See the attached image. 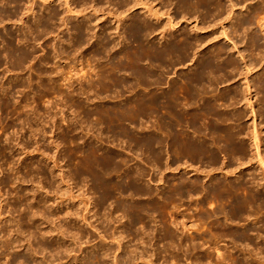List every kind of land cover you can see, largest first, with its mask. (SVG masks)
<instances>
[{
    "label": "rangeland",
    "instance_id": "obj_1",
    "mask_svg": "<svg viewBox=\"0 0 264 264\" xmlns=\"http://www.w3.org/2000/svg\"><path fill=\"white\" fill-rule=\"evenodd\" d=\"M133 1L127 5L124 0H0V264H114V256L112 259L105 256L110 251L115 252L118 264H264V241L256 240L258 225L254 224V218L246 220V215L227 203L225 196H210L203 202L202 195L193 194L173 196L170 202L163 200L170 186L194 178L206 183L205 174L215 170L206 162L193 160V163L171 154L168 159L172 167L164 173L162 163L167 158L161 126L157 127L161 110L158 112L160 108L154 105L151 109L153 106L147 107L159 99L155 97L165 86L158 85L165 81V76L161 77L162 69L158 71L159 68L147 65V57L152 56L150 47L161 49L165 44L163 36L169 37L185 28L195 34L194 25L196 27L200 20L176 16L174 3L166 5L160 0H145L148 6L145 7L139 0ZM257 2L236 0L235 16H248ZM152 7L160 11L158 21L149 15L148 9ZM263 14L257 16L250 32L260 37V43L264 42V33L256 22L264 18ZM137 17L163 30L149 35L146 41L147 37L133 40L134 36L129 37L131 33L125 27ZM225 18L211 19L212 27L206 33L195 35L210 40L207 48L223 45L229 49L226 56H234L233 59L239 61L238 49H235L240 42L219 37L222 28H230ZM170 21L176 25L174 29H170ZM240 33L242 31L237 37L242 36ZM233 48L235 53L231 51ZM138 53L146 57L136 55ZM135 59L142 64L140 67ZM185 65L177 66V71L170 68L166 82L180 73L183 78L187 76L192 68L190 64ZM152 69L156 71L147 79L152 85L147 86L146 78L141 80L138 71ZM120 80L124 81L122 85ZM140 80L145 81V85L142 86L144 83ZM238 80L242 78L224 80L220 85L219 79L216 90L223 91L234 84L239 86ZM140 92L144 94L141 96L143 105L136 102L140 101L136 98ZM149 93L155 95V100L147 97ZM149 96L151 98V94ZM249 98L255 103L254 93ZM135 102L132 112L130 106ZM138 104L147 109L143 107L145 111H142ZM240 106L238 109L245 108ZM248 121L249 118L241 121L246 123L244 127L251 126ZM243 145L252 153L247 136ZM220 159L221 163L226 162L225 157ZM178 164L181 168L175 169ZM247 168L252 170L247 172ZM198 170L201 175L196 173ZM240 171L248 177L245 174L260 170L257 166L245 165L237 169V176ZM211 175L233 181L219 171ZM136 176L141 179L136 180ZM100 182L112 184H105V199ZM149 193L158 196L157 204H147L151 220L155 222L141 220V223L137 217L130 214V218L124 213L121 201L125 204L146 201ZM113 211L115 220L110 222L108 215ZM120 224L127 225L123 229L126 237L123 236L122 248L107 238ZM245 227L247 231L250 228L252 241L244 233ZM242 233L244 239L240 236ZM141 238H144L142 242ZM180 238H183L182 245ZM217 243L225 249H221V253L226 257L218 259L213 250ZM100 245L103 252L98 250ZM131 251L139 257L143 251L146 255L148 252L155 255L149 258L151 262L147 257L134 262L129 260L135 255H131ZM200 251H205L206 257L198 255ZM107 258L110 260L103 262Z\"/></svg>",
    "mask_w": 264,
    "mask_h": 264
},
{
    "label": "bare ground",
    "instance_id": "obj_2",
    "mask_svg": "<svg viewBox=\"0 0 264 264\" xmlns=\"http://www.w3.org/2000/svg\"><path fill=\"white\" fill-rule=\"evenodd\" d=\"M139 1L143 6L148 7L147 4L145 3V0H139ZM161 1H162V3L164 2L166 5H170V4L174 3L173 5H175L174 6L175 8H174L173 13H175L176 16H179L182 19L183 18L189 19L192 17H195L196 19L199 18V20H200L198 22L199 24L196 27L194 25L193 30H194L195 34H198V33L200 34L203 31L205 32L206 30H209V28L212 27V26H210L211 23L209 24V22L212 21L211 19H216V18H219L222 16H226V18L224 20L229 22L230 28H228L227 30H226V27L222 28V31H220L221 36H219V37L227 39L228 41H231L233 39V40H236L237 43L240 42V46H238V47H236V46L239 44H237L235 42V45H236L235 50L237 51V49H238L237 55L239 54V59H240L239 61H237V59L236 60L233 59V57H234L233 55L235 53L234 48L231 50L234 52V53H232L233 57L226 56L227 52H229V49L227 50V48L224 47L223 45H220L218 47L215 45L214 49L212 48V46L211 47L208 46V48H207L206 45L209 43L210 40L208 41L206 36H203V35L200 36L201 34L197 35V36L194 33L192 34L193 31H190V30L188 31L187 28H185L184 30L182 29V31L180 30L181 31L180 34H179L180 31L177 33L174 32L172 34L170 31L171 35L169 37L167 36V34H166L167 37L163 36L165 39L164 40L165 44L162 46L161 49L158 48L159 46L157 47L158 50L150 47L152 56L147 57V63H148L147 65L149 67L152 66L153 69H154V67L159 68V69H156L158 71L160 69H162V70H160L161 75H162L161 77H164V76L166 77L170 72V68H172V70H175V68L177 66L178 67L182 66V65L186 66L185 64H190L191 68H192V69H190V73L187 74V76H184V78H183V76L182 77L180 76L181 73L180 74L177 73L178 75L175 77L176 79L174 78V79H172V81H170L167 78V80H169L170 82H166L165 77H164L165 81L164 80L161 81V82L164 81V83H160V81H159L160 84L157 83L158 85H161V84H162V86L165 85L164 87H162L163 88L162 90L157 85L158 86L157 91L161 90V94L158 95V97H155V99L156 98H159V99H157V100L153 99L154 94L152 95V93H149V94H151V98H150L149 94H146L149 99H151V100L153 99V100H155V102L153 104L152 103L148 104V103H146L147 101H145L144 102L145 105L148 104L147 107H149V105L150 106L154 105L156 108L159 107L160 109L157 108L158 112H159V110H161L159 114H162V116L160 118L161 120L159 119L160 124H157V127H159L158 125L161 126V127H159V129H161L162 135H163L161 141H163V147H164L163 151H164L165 157L167 158V159H164L165 162L162 163L163 164L162 170L164 171V173L166 171H170L172 164H171V161L168 159V155H171V154L173 155V157L174 156L175 157H182L181 160L184 158H187V159L191 160V162H193V160H195V161L199 160L200 162H206L207 164L210 165V168H212V167L215 168V170L212 169V170H210V172L206 173L205 178L203 177L204 181H205V179H208V182L203 183L201 180L196 179V178H194L193 180L190 179L191 181L188 180V182L186 180L180 181L179 184L169 187L168 196H164L163 200H165L166 202H170L171 200H173V196L177 195L180 197H187L186 195H188V194L192 195L193 194L194 196L195 195L196 196L202 195L201 196L202 198L201 197L200 198H201V202H203V200L205 201L210 196L218 195V196H221V198L223 196H225L227 203H229L232 206L234 205L233 208L235 206L237 209L239 208V210L241 211V215L242 214L246 215L245 216L246 220L254 218L252 220L253 221L255 220L254 221L255 223L254 222L253 223L256 226L258 225L257 226L258 229L255 228V229H257L256 230L257 233L255 236L256 240L258 239L260 242H263L264 241V235H263L264 234L263 233L264 232V42L260 43V37L256 34H250V32L253 30L251 28V26L253 24H255V21L258 20L257 16L264 13V0H258V2L254 5L251 13L250 14L248 13L249 14L248 16L242 15L243 18H241L240 16H235V12L233 11V9L236 8V4H235L236 0H227V1L226 0H160V2ZM133 2H135V1L124 0V4H127V5L130 3L132 4ZM243 2H246V0H243ZM69 5H70V3H69ZM134 6H138V5L134 4ZM243 8H245V6ZM148 12H149V15H151L153 17V20L154 19L156 21L159 20V17H160L159 12L160 11L158 12V11L154 10L152 7L150 9H148ZM151 16H149V17L151 18ZM170 19H172V18H170ZM127 20H129V19H127ZM190 20L192 21L193 19H190ZM156 21H154V22H156ZM119 22H122V21L120 20ZM256 23L260 26L262 33H264V18H261ZM168 24L170 25V29H174V27H176V25L175 26L172 25V24H174V23H172V21H170ZM125 28L129 31L128 33H131V34H129V37L132 38V36H134L133 37L134 39L132 38L133 40H135V37L138 39L147 37L146 39L144 38L146 41V40H148L149 35H151L153 33H157V31L161 27L159 28L158 25L150 24L145 18L140 19L137 17V19H135L134 21H131L128 24V26H126ZM126 29H125V31H127ZM164 31L166 32L165 29H164ZM241 31H242V34L241 33L240 34L242 36H239L240 37L239 38V37H237L238 36L237 34ZM126 34H127V32H126ZM127 37H128V35H127ZM124 38H126V37H124ZM263 38H264V35H263ZM128 39L126 38L125 40L128 41ZM149 39H150V37H149ZM238 39H240V40H238ZM126 41H125V43H126ZM138 42H139V44H142L141 41H138ZM142 45H144V44H142ZM142 45H141V47H142ZM151 46H153V45H151ZM204 46L206 47V49L205 50L202 49V52H199V50L201 48H203ZM241 46H242V48L239 49V47H241ZM143 47H145V45ZM153 47H155V46H153ZM124 50H126V48ZM147 50H149V48ZM254 50L258 51V53H254ZM137 52H138V50H137ZM148 52H150V51H148ZM249 52H250V54H249ZM141 54H143L142 55L143 57L145 56L144 53H140V54L138 53L136 55L141 56ZM136 55H134V57H136ZM143 57H140V58H143ZM135 60H138V59H135ZM131 62L133 63V61H131ZM135 62H134V64H135ZM136 63H139L138 64L139 67L142 65V64H140L139 60ZM106 67H108V66H106ZM139 67H138V69H139ZM143 67L146 68L145 66H143ZM153 69L147 70V71L141 70L140 73L138 71V74H140L139 78H141V76H142L141 80L143 78H146L145 81L147 82V86L149 84L152 85V82L151 83H150V81L148 82L147 79L149 77H150L149 79H151V77L153 76L154 72L156 71V70L154 71ZM256 70L258 71V73L254 74V72ZM175 71H177V70H175ZM173 74H175V73H173ZM170 75H171V73H170ZM223 78L226 82H231L233 80L235 81L236 78H240V79L242 78L243 81L242 80H238V81H240V83L242 82L243 85L241 83V86H240V83H239V86H237L238 84H236V87H235V84H234L233 87L227 86L225 88V90H223L224 89L223 88L222 89L223 91L218 92L216 90L215 85L218 84L217 82L219 79H221V82H219V84L221 85V83L224 82ZM152 79H154V78H152ZM123 80H125V79H123ZM141 80H140V82L144 83V84H142V86L145 85V81L143 82ZM115 82L119 83V81L118 82L115 81ZM121 82L122 81L120 80V84H121ZM125 82L128 83L127 86H130L129 81L127 82V80H126ZM137 83H138V81H137ZM130 84H131V82H130ZM127 86H125V87H127ZM147 86H145V87H147ZM132 87H135V85ZM146 91H147V89H146ZM150 92L154 93V91H152V90ZM253 93H254V98L256 99L255 103L252 102L254 99L251 101V99L249 98ZM140 94H141V92H140ZM136 95H139V94H136ZM136 95H134V98ZM143 95L141 94V95H139L140 97L137 96L136 98L140 99V101H141V99H142L141 96L143 97ZM131 97L129 98V102L131 100ZM133 101H136V100H133ZM133 101H131V102H133ZM140 101H136V102L137 103L139 102L140 104H142L143 100L141 102ZM136 102L132 103L131 106L130 105H128V106H130V108L132 106L134 107V104H136ZM218 103H220V104H218ZM240 105H243V107H245V108L244 109H242V108L238 109V106H240ZM154 106L150 107L149 109L154 108ZM133 107L131 108L132 112H134ZM138 107L142 108V111H145L144 108H146V106L145 107L143 106L144 107L143 108L139 105ZM125 109H122V110H125ZM134 109H135V107H134ZM142 111H141V113H142ZM128 112H129V110H128ZM152 112H153V109H152ZM152 112L151 113L149 112V114H152ZM155 112H157V111H154V113ZM159 114H158V116H159ZM246 118H249L250 122H251L250 123L248 121V125H249V123L251 124L250 127L246 126L248 128L244 127L246 123L244 124V122H243V124H242V122H241V121L245 120ZM157 121H158V119H157ZM244 136H245V138L247 136L248 145H250V147L253 149L252 153H249L250 151H247L246 147L243 145V143L245 141ZM149 142L150 141H148V144H149ZM152 143H150V144L152 145ZM161 145H162V143H161ZM150 151H151V148H150ZM222 156L225 157L226 162H223L224 161L223 160L222 161L223 163H221L220 160H222V159H220V158ZM157 157H158V154H157ZM180 161L177 160L176 162H180ZM176 162H174V163L177 164ZM186 165H188V164H186ZM245 165L246 166L249 165L250 167L257 166L260 171H258L257 173L253 172L250 175H248L249 173L245 174L248 177L243 176V173H242L243 171H240V173H239L240 175L237 176L238 175V174H236L237 169L242 168ZM175 167H176L175 169H179V168H181V165L178 164ZM183 167H184V165H183ZM190 167H192V166H190ZM251 170H252L251 168L246 169L247 172H250ZM206 171H207V169H206ZM216 171H219L220 175H224L225 178L226 177L233 178V181H231L230 179H227V178L225 180H222V178H215L214 176L211 175V172L214 173ZM196 173L199 174L200 170L196 171ZM141 174H142V172H141ZM200 175H201V173H200ZM142 177H144V176H142ZM135 179L139 180L141 178L136 176ZM161 181H162V177H161L160 182ZM100 183H101L100 184V190L102 191V194H103L105 184L107 185L108 183H105V182H100ZM110 185H112V184H110ZM150 193H152V192H150ZM150 193L148 194V199L146 201H141V202L137 201V203H129L128 202L129 204H127V202L125 204V202L121 201V202H123V204L121 202H120V204L122 205L121 207H123L122 209H123L124 213L127 216H129L131 214L135 218L137 217L138 219H140L138 221H141V220L142 221L143 220L144 221H153V220H151L152 218H151L150 212L148 210L147 204L148 203L157 204L156 202L158 201L157 200L158 196L155 195V193L154 194H150ZM102 196H103V199H105L104 198L105 194H103ZM216 198H217V196H216ZM182 201H184V200H182ZM158 206H159V204H158ZM253 208H255V210H253ZM236 213H238V211ZM109 214L110 215L107 214L109 216L108 220L110 222H113L115 220L114 215H113L114 211L112 213H109ZM131 215H130V218H131ZM242 217H244V216H242ZM142 221H141V223H142ZM153 222H155V221H153ZM174 223H176V221H174ZM145 224L147 225L146 222H145ZM179 224H183V223H179ZM126 226H123V225L121 226V224H120L119 226L114 227L115 228L114 231L109 232L110 234L108 233L109 236L107 235V238H109L112 242L118 243V245H119L118 248H120V247L122 248V243L125 240V239H123V236L126 233L124 234L123 229H126ZM185 227L186 226H184L183 228L185 229ZM108 229H109V227H108ZM144 230L146 231V229H144ZM249 230H250V228L248 227V231ZM96 231H97V229H96ZM248 231L245 227L244 233L246 234V236L250 240L254 239V238H252V234L248 233ZM250 232H251V230H250ZM103 233H105V231ZM144 234H147V233H144ZM144 234H142V235H144ZM148 235L149 234H147V236ZM150 235H152V234H150ZM156 236L158 237V234ZM240 236L242 238V236H245V235L242 233V235L240 234ZM125 237H126V235H125ZM135 237H137V236H135ZM152 237H154V235ZM241 238H240V241H241ZM143 239L144 238H141V242L143 241ZM154 239H156V238H154ZM242 239H244V238H242ZM179 242L182 245L183 244V238H180ZM245 242H247V241H245ZM184 243H185V241H184ZM212 244H214V243H212ZM181 245H179L180 250H181ZM217 245H219V244L217 243L216 245H214V246L212 245V246H213V250L219 256L218 259L223 257V256L226 257L227 255H225L224 253H221V252H223L222 250H225V249H222ZM248 247H247V249H248ZM104 248H106V247H104ZM129 248H131V247H129ZM196 248H197V246H196ZM196 248L194 246V249H196ZM210 248H211V246H210ZM98 250H101V252H103L102 250H104V249L100 245ZM261 250H260V252L258 251L260 254H261ZM135 251L130 252L131 255H134L133 253H135V255L131 259H129L130 261L134 260V262H136L138 259H145V257H147L146 260H149V258H152L155 255V252H152L151 254L148 252V255H146V253H145L146 251H143V253H141L140 257H139ZM184 251L185 250L183 249V252ZM108 252H109V249H108ZM113 252L110 251V253H107V255H105V256H107V257L108 256L109 257L114 256L113 257L114 262L113 261L112 262L114 264H118L117 263L118 259L114 254L115 252L114 253ZM183 252H180V253H183ZM200 252L198 255L204 254L205 251L204 252L202 251L203 253L202 252L200 253ZM245 252H246V250H245ZM262 252H264V251H262ZM184 253H186V252H184ZM246 253H247V255L249 254V252H246ZM205 254H204V256L206 257ZM260 254H257V256H259ZM229 255H231V254H229ZM244 255H246V254H244ZM105 256H103V257H105ZM112 257L110 259H112ZM225 257H224V259H225ZM252 257L254 258L255 256L253 255ZM110 259H108V258L103 259V262L105 260L109 261ZM135 259H137V260L135 261ZM224 259H223V261H224ZM99 261H100V259H99Z\"/></svg>",
    "mask_w": 264,
    "mask_h": 264
}]
</instances>
